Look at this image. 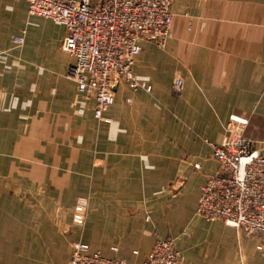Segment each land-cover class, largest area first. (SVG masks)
<instances>
[{"label":"crops","instance_id":"0c3cea01","mask_svg":"<svg viewBox=\"0 0 264 264\" xmlns=\"http://www.w3.org/2000/svg\"><path fill=\"white\" fill-rule=\"evenodd\" d=\"M172 12L166 46L142 42L141 85L123 80L101 121L69 77L65 27L30 16L26 0H0V228L14 229L0 236V260L68 264L84 242L143 264L158 240L174 238L182 264H264L257 236L197 214L202 185L219 171L211 142L233 116L264 149V0H175Z\"/></svg>","mask_w":264,"mask_h":264},{"label":"built area","instance_id":"2783aa9c","mask_svg":"<svg viewBox=\"0 0 264 264\" xmlns=\"http://www.w3.org/2000/svg\"><path fill=\"white\" fill-rule=\"evenodd\" d=\"M30 16L63 25L62 50L75 58L69 77L81 93L95 100V117L110 121L107 111L116 100V88L124 80L130 87L141 84L134 72L142 42L165 46L173 32L175 0H26ZM15 47L25 44V31L13 37ZM8 51L0 52L6 58ZM184 79L174 80L176 96ZM147 89H150L148 87ZM248 120L233 116L221 143L211 142L219 171L201 187L197 214L208 221L222 220L246 235L257 236L264 257V154L244 136ZM88 203L81 199L74 220L83 226ZM174 238L158 240L143 264H182ZM68 264H128L124 258H108L77 242Z\"/></svg>","mask_w":264,"mask_h":264},{"label":"rangeland","instance_id":"374dc122","mask_svg":"<svg viewBox=\"0 0 264 264\" xmlns=\"http://www.w3.org/2000/svg\"><path fill=\"white\" fill-rule=\"evenodd\" d=\"M167 44V43H166ZM166 46V45H165ZM160 47H164V46H160ZM173 84H174V82H173ZM184 86H185V84H184ZM174 93V92H173ZM182 94V93H181ZM175 95V94H174ZM231 121V120H230ZM245 130V129H244ZM197 167H199V165H196ZM3 202H4V200L5 199H1ZM1 201V202H2ZM21 214H23V213H20V215ZM3 221L1 222V224H5V225H7V224H9V222H10V220H12L13 218H10L8 215L6 216V217H3ZM23 220H25V219H23ZM14 231V229H12V228H10V227H1L0 228V236L2 237V235L4 236V235H8V236H10V234H11V232H13ZM1 239V238H0ZM1 246V245H0ZM74 246V245H73ZM3 251H8V245H3ZM73 251V250H72ZM15 261H11L10 259H1L0 260V264H11V263H14ZM26 261H18V263L19 264H24Z\"/></svg>","mask_w":264,"mask_h":264},{"label":"water","instance_id":"95a60500","mask_svg":"<svg viewBox=\"0 0 264 264\" xmlns=\"http://www.w3.org/2000/svg\"><path fill=\"white\" fill-rule=\"evenodd\" d=\"M260 153L264 154V149H261V150H260Z\"/></svg>","mask_w":264,"mask_h":264}]
</instances>
